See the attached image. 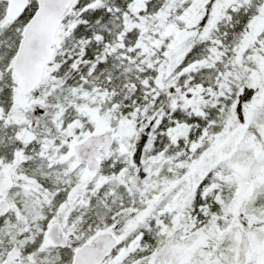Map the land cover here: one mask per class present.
Returning <instances> with one entry per match:
<instances>
[{
  "label": "snow or ice",
  "instance_id": "snow-or-ice-1",
  "mask_svg": "<svg viewBox=\"0 0 264 264\" xmlns=\"http://www.w3.org/2000/svg\"><path fill=\"white\" fill-rule=\"evenodd\" d=\"M0 264H264V0H0Z\"/></svg>",
  "mask_w": 264,
  "mask_h": 264
}]
</instances>
